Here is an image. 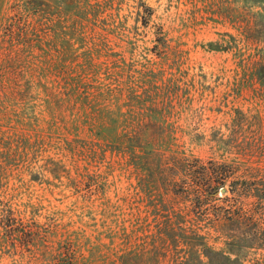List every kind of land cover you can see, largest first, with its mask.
<instances>
[{
    "label": "rangeland",
    "instance_id": "obj_1",
    "mask_svg": "<svg viewBox=\"0 0 264 264\" xmlns=\"http://www.w3.org/2000/svg\"><path fill=\"white\" fill-rule=\"evenodd\" d=\"M0 264H264V0H0Z\"/></svg>",
    "mask_w": 264,
    "mask_h": 264
},
{
    "label": "trees",
    "instance_id": "obj_2",
    "mask_svg": "<svg viewBox=\"0 0 264 264\" xmlns=\"http://www.w3.org/2000/svg\"><path fill=\"white\" fill-rule=\"evenodd\" d=\"M145 19V18H144ZM129 116H133V112L129 113ZM127 125H125V127L122 128V131H124V138L126 141H129L128 146L131 148V156L136 159L138 157H142L143 155H145V152L142 150L143 147H146L147 145L150 144V149L152 150L151 154H155L158 151L157 147H152V141L155 138L154 133H149V140L146 142V145H136V141L141 137L142 135V131L145 130L142 126L143 124H141L139 121L134 122L133 120H129V117H125V120ZM148 124V123H147ZM150 126V125H149ZM152 128V126H150ZM148 151V150H147ZM221 181H224V177H219V179L216 181L217 183ZM150 187V186H149Z\"/></svg>",
    "mask_w": 264,
    "mask_h": 264
}]
</instances>
